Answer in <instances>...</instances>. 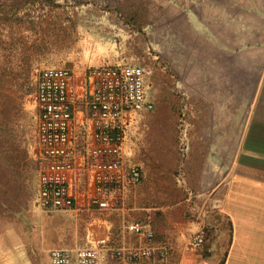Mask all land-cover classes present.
I'll use <instances>...</instances> for the list:
<instances>
[{
  "label": "rangeland",
  "instance_id": "rangeland-1",
  "mask_svg": "<svg viewBox=\"0 0 264 264\" xmlns=\"http://www.w3.org/2000/svg\"><path fill=\"white\" fill-rule=\"evenodd\" d=\"M50 1V7L28 9L41 15L35 20L45 19L40 33L33 27L23 32L28 45H37H32L30 59L19 60V45L6 46L4 58L0 56V264H49L52 248L84 242L90 221L85 211L77 215L34 205L38 177L35 87L39 70L47 66L82 72L92 65L124 63L146 70V87L155 105L134 118L126 146L128 160L141 167L143 178L134 197L126 194L118 208L129 213L150 208L160 229L167 227L169 214L170 227L188 218L196 228L205 226L208 217L220 213L223 185L213 191L200 188L205 153L195 128L201 121L195 114L196 104L178 90L176 74L163 58L169 38L162 27L166 0ZM131 10L143 13L137 26L124 17ZM174 42L180 43L178 33ZM130 222H124L128 233ZM223 225L220 216L216 229ZM218 233L213 229L212 238L219 239ZM221 241L220 251L225 245ZM114 249L113 259L118 260Z\"/></svg>",
  "mask_w": 264,
  "mask_h": 264
},
{
  "label": "crops",
  "instance_id": "crops-1",
  "mask_svg": "<svg viewBox=\"0 0 264 264\" xmlns=\"http://www.w3.org/2000/svg\"><path fill=\"white\" fill-rule=\"evenodd\" d=\"M162 27L169 37L164 61L176 74L178 90L196 104L201 121L195 128L205 153L200 188L213 191L223 185L218 208L230 221L229 238L220 251L226 235L216 229L219 239L211 235L193 249L188 241L196 226L189 218L170 227L169 214L167 227L160 229L150 208L129 213L88 206L93 181L84 163L92 137L86 108L91 80L86 70H71L69 136L76 169L70 179L74 205L65 210L85 211L90 219L79 246H96L105 238L112 247L100 248L98 264H123L113 259L112 249L150 243L125 230L124 222L131 219L153 230L150 245L164 252L137 264H264V0H166ZM135 190L129 187L127 197Z\"/></svg>",
  "mask_w": 264,
  "mask_h": 264
},
{
  "label": "built area",
  "instance_id": "built-area-1",
  "mask_svg": "<svg viewBox=\"0 0 264 264\" xmlns=\"http://www.w3.org/2000/svg\"><path fill=\"white\" fill-rule=\"evenodd\" d=\"M86 74L91 90L86 102L87 117L92 126L91 142L86 146L84 168L91 172L93 193L89 207L99 210L119 207L129 187L140 177V167L129 161L126 152L129 126L141 111L153 108L146 87V70L136 64L90 66ZM71 70L47 66L39 70L35 87L37 108L36 144L38 177L36 203L47 211L69 209L74 205L70 179L75 172L74 150L69 126L73 105L69 97ZM129 231L151 241L153 233L138 221L127 225ZM204 226H197L189 246L199 249L204 243ZM96 246L52 248L49 264H98L100 248ZM113 255L123 264H137L164 252L153 245L118 247Z\"/></svg>",
  "mask_w": 264,
  "mask_h": 264
},
{
  "label": "trees",
  "instance_id": "trees-1",
  "mask_svg": "<svg viewBox=\"0 0 264 264\" xmlns=\"http://www.w3.org/2000/svg\"><path fill=\"white\" fill-rule=\"evenodd\" d=\"M52 2L53 1H50V0H0V56L1 57L4 58L6 46L19 45L22 51V56L19 60L27 61L30 59L29 51L32 49V45L34 48H36L37 45L36 43L28 45V37L26 35H23V32L28 33V30L31 29V27H33L34 32L40 33V31L44 29L43 21L45 19L38 18L35 20V18L41 15L39 14V16H35L34 13L29 12L28 9L29 7H33V6H41L43 8L50 7ZM140 12L141 11L134 12L133 10H131L129 13L124 15V17H126L127 19V23L137 26L143 14ZM13 51H14V48L12 49L11 55L15 56L16 53H14ZM0 75H3V73L0 72ZM0 86H1V81H0ZM149 95H150V99L153 103V108H154V105H155L154 98L151 93ZM151 110L139 112L135 116V119L137 118V116H143L145 112H149ZM0 139H1V133H0ZM1 141L2 140H0V142ZM140 171H141V177L139 181L133 186H137L143 178L141 167H140ZM220 216L224 218L225 220V225L222 226V229L221 228L219 229L225 231L226 236H225L224 243L226 244V240H228L229 238V228L231 224H230L228 217L222 213L216 214L215 217H213V215L208 217L207 222L204 226L205 237L210 239L213 229L216 230V226L219 222ZM152 233H153V236H152L151 241L154 238L153 230H152ZM151 241L149 242L151 243ZM202 246H204V244Z\"/></svg>",
  "mask_w": 264,
  "mask_h": 264
}]
</instances>
